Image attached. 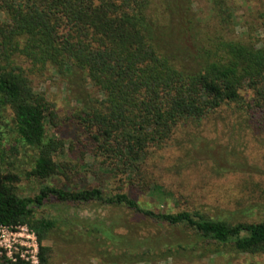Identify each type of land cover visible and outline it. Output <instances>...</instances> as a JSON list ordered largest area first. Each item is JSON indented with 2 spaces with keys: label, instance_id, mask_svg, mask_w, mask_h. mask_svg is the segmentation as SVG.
Segmentation results:
<instances>
[{
  "label": "trees",
  "instance_id": "trees-1",
  "mask_svg": "<svg viewBox=\"0 0 264 264\" xmlns=\"http://www.w3.org/2000/svg\"><path fill=\"white\" fill-rule=\"evenodd\" d=\"M208 2L219 27L210 34L201 33L189 0L165 2L164 8L176 13L170 28L190 46L176 47L158 24L152 0H0V107L10 111L16 140L33 150L26 176L39 183L34 194L20 195L17 176L0 174V227L25 225L34 233L36 264H49L51 249L42 242L51 231L78 223L88 237L127 245L121 256L129 260L151 253L148 246L133 251L141 244L118 239L122 236L104 220L36 214L46 206L88 202L183 225L237 252L264 251V220L229 222L197 210L154 211L128 190L159 191L145 181L142 167L178 125L224 110L264 131V40L226 36L222 30L233 23V1ZM21 60L35 70L50 67L81 94L74 96L79 104L62 117V123L74 126L76 137L54 135L53 105L33 90ZM86 84L96 95L89 96ZM77 145L79 160L73 161ZM99 171L110 176L114 187L108 188L105 179L100 186L82 184ZM14 256L10 261L1 255L0 264H31Z\"/></svg>",
  "mask_w": 264,
  "mask_h": 264
},
{
  "label": "rangeland",
  "instance_id": "rangeland-1",
  "mask_svg": "<svg viewBox=\"0 0 264 264\" xmlns=\"http://www.w3.org/2000/svg\"><path fill=\"white\" fill-rule=\"evenodd\" d=\"M166 1L178 0H152V12L158 16V24L170 33L166 37L174 46L190 47L188 41L179 37L176 28H170L171 24L174 26L176 13L171 14L164 8ZM232 1L233 23L222 32L232 38L262 42L264 0ZM189 4L202 34L219 28L210 13L208 0H189ZM2 17L0 14V20ZM17 62L33 90L41 92L52 103L56 115L52 124L57 125L54 135L64 139L76 137L74 126L62 123V117L79 104L74 96L81 97V94L76 95L74 87L50 67L35 70L27 61ZM84 89L90 97L96 95L89 85ZM238 116L220 110L199 122L178 125L167 143L154 151L142 167L145 181L154 183L159 191L145 193L136 186L128 189L131 195L142 207L154 211L197 210L229 222L264 220V131L252 129ZM12 126L9 109L0 107V174H15V191L20 195H32L39 186L36 180L26 176L33 150L16 140ZM79 151V145L75 146L76 154L70 155V159L79 160ZM85 162L89 163L90 159L86 157ZM104 179L108 188L114 187L110 176L100 171L94 180L85 177L82 184L100 186ZM36 214L104 220L111 225L114 234L122 236L118 239L130 238L141 244L140 247L135 244L133 251H141L146 246L151 251L141 260H129L121 256L127 252V245L121 241L103 242L88 237L78 223L72 227L61 226L43 240L42 243L51 249L49 264H264V251L237 252L229 244L202 239L183 225H167L122 207L88 202L78 206L61 205L58 209L46 206ZM9 231L10 228H0V263L1 255L6 257L13 253L21 239Z\"/></svg>",
  "mask_w": 264,
  "mask_h": 264
},
{
  "label": "built area",
  "instance_id": "built-area-1",
  "mask_svg": "<svg viewBox=\"0 0 264 264\" xmlns=\"http://www.w3.org/2000/svg\"><path fill=\"white\" fill-rule=\"evenodd\" d=\"M7 229V227H0ZM9 233L13 236H18L21 239L18 240L14 246L13 253H8L6 257L10 261H14V254L17 253L20 259L28 261L31 264H36V239L32 231H30L25 225H19L11 229Z\"/></svg>",
  "mask_w": 264,
  "mask_h": 264
}]
</instances>
